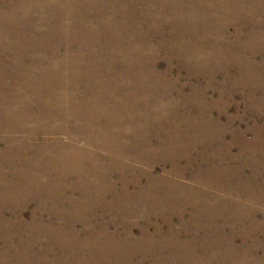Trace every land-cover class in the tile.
Returning <instances> with one entry per match:
<instances>
[{
	"label": "bare ground",
	"instance_id": "bare-ground-1",
	"mask_svg": "<svg viewBox=\"0 0 264 264\" xmlns=\"http://www.w3.org/2000/svg\"><path fill=\"white\" fill-rule=\"evenodd\" d=\"M248 6L250 7L247 8ZM263 6L264 0H0V189L14 193L1 194L0 220L4 217L5 210L14 212L12 217L15 219H23L20 212L22 213L30 200L39 201L36 209L50 204L52 209H57L54 210V218L60 217L69 221L95 218L96 207L107 209L109 206L102 199L107 193L113 197V203L119 204L123 197H134L148 205L152 203L151 197H154L150 191L155 186L151 178L154 176V165L143 166L140 156H160L159 160L166 158L170 161L184 158L189 164L191 152L197 148L202 155V161L209 163L203 153L204 150L212 149V138L218 139L222 148L227 150L229 144L223 141L225 129L222 127V130L214 131L217 128H211L210 119L205 121L196 117L192 124H188L192 130L191 134L170 125V130L163 131L162 136V131H157L156 123L172 124L182 121L169 114L168 117L158 116L157 111H173L179 107L178 103H172L175 98L168 96L173 83L169 76L174 77L173 62L208 77H214L219 72L228 73L232 69L236 72L232 85L260 89L264 84L261 80L264 79V59L257 63L253 61L252 56L257 52L264 53V27L254 23L243 40L239 38V34L245 22L255 21L251 19L253 13L248 10L259 7L260 14L264 16ZM229 24L235 28V36L239 42L235 50L225 46L219 54L214 52V46L213 49L205 47L207 44L199 43V39H196L198 29L217 31L222 38L227 33ZM162 51L164 57H158ZM242 52H247L249 56H242ZM160 58L166 59L167 62L163 71L158 68ZM119 82H123L124 86ZM195 92L201 94L203 91L197 88ZM21 96L35 98V102L19 103L18 97ZM44 96L52 98L46 101ZM120 96H123L122 100L117 99ZM249 101L252 106L257 103L256 108L264 111L263 98ZM179 102H190V99L183 96ZM38 131H43L45 136L35 145L30 138L36 139ZM254 134L261 138L264 136V130L259 128ZM24 137L26 140L18 143ZM182 137L190 140L182 141ZM84 139L88 140L87 145L79 147L77 143ZM154 140L159 152L149 148ZM239 141L243 153L250 145L242 137ZM139 149L142 154L131 152ZM225 154L232 161L237 159V156L229 155L228 151ZM247 158L254 163L249 155ZM259 162L255 161L256 164H260ZM218 165L212 164L213 170L209 169L207 173L226 176V181H231L230 184H223L222 190L225 193L232 195L233 192L237 194L239 191L248 190V197L254 198L255 191L252 190V180L249 178L254 181L260 171L264 170V164L256 170V175L248 176L249 178L242 177L240 167L229 169L224 166L223 169ZM197 169L192 182L196 180L195 183L207 187L200 179L207 174L203 165L199 164ZM177 170L174 168L170 173L173 175ZM114 172L127 173L132 178L121 179L120 183L115 180L111 182L107 175ZM170 173L163 171L158 175L165 179L167 177L163 185L169 191L177 185L170 180ZM36 174L43 178L50 174L61 177L65 174L75 175L79 182L74 188L85 193L73 200L65 199L60 197L61 193L54 194L51 191L59 190V185H62L60 180L50 177L36 181ZM90 176H93L97 183L93 189L92 183L87 180ZM141 177L147 178L145 184L141 183ZM187 185H183L186 191L190 188ZM40 187H46L43 194L37 193ZM260 189L261 191H258L264 196V184ZM90 190L97 193L96 198L85 196ZM204 190L187 191L186 200L197 205V196L202 193L206 196ZM21 191L23 194H20ZM210 199L216 206L230 204L229 200L217 199L213 195ZM66 200L67 203L64 202ZM236 212L237 208L222 219H225V223L232 219L233 224H243L245 219L236 215L246 214ZM201 214L203 218L210 217L209 221L200 223L201 226L205 225L208 230L214 229L217 239H212L211 232L208 231L209 238L202 237L203 240H200L196 235L190 234V237L183 238L187 242H183L179 240L181 232L175 231L157 239L158 241L155 237L154 241L153 238L145 237L132 239L128 242L129 252L144 254L168 248L170 253L188 257H191L195 250L203 254L232 256L258 253V245L249 244L247 241L236 243L235 238H228L223 231L224 226L222 227L221 222L218 223L220 215L213 212ZM30 218H37L34 211L31 212ZM192 223L195 227L198 225L197 221ZM258 223L257 220L251 221L247 226L252 230L258 228ZM38 228L39 232H50L57 246L63 243L62 246L68 255L79 252L74 249L78 243L74 236L66 237L65 232L58 228ZM143 231L150 235L159 233L158 229L152 231L146 228L140 229L139 233H144ZM241 231L247 233L249 230L243 228ZM15 234L19 233L13 235ZM1 235L6 238V234L0 233ZM173 236L179 241H173ZM101 242H104L103 238ZM95 250L100 253L113 252L104 248L102 251ZM81 260L62 262H87L84 261L87 259L82 260L84 262ZM190 260V264H195L193 259ZM208 262L209 260H202L199 264H209ZM41 263L46 264L45 259ZM0 264L33 263L22 256L13 258L10 255H0ZM157 264H163V261ZM251 264H263V260H255Z\"/></svg>",
	"mask_w": 264,
	"mask_h": 264
},
{
	"label": "rangeland",
	"instance_id": "rangeland-1",
	"mask_svg": "<svg viewBox=\"0 0 264 264\" xmlns=\"http://www.w3.org/2000/svg\"><path fill=\"white\" fill-rule=\"evenodd\" d=\"M202 1L207 2L208 0H202ZM249 7L250 6H248L247 8ZM248 11L253 13V17H251V19H255V21L245 22L243 24L241 33L239 34V38L241 40L244 39L249 29L253 27L254 23L262 24L264 27V16L260 14L261 8L259 7L252 8ZM241 18L244 19L243 17ZM205 32L207 33L209 32L210 35ZM226 32L227 33L223 35L222 38H220V35L217 33V31H213V30L207 31L206 29L204 30L198 29L196 39L197 40L199 39L198 40L199 43L202 42V43L207 44L205 47L213 49V46H214L215 47L213 49L214 52H217L219 54H220V51L225 49V46L227 47V49H233V50L237 49L239 42L237 41V37L235 36V28L231 24H229L227 26ZM208 37L209 38L211 37V38L209 39ZM145 53L147 54L146 50H145ZM159 54L160 55L158 57L160 56L164 57L163 51L160 52ZM66 55H68V52H66ZM241 55L244 57L249 56L247 52H242ZM252 59L253 61L258 63L264 59V53L257 52L252 56ZM262 62L264 63V60ZM158 63L157 64L159 65L158 67L159 70L163 71V68L167 64L166 59L160 58L158 60ZM172 66H173L172 75H174V77L169 76L170 81H173V83L170 88V92L168 93V96L172 97L171 99L175 98V100H173L172 103L173 104L178 103L179 107L173 111H168V110L166 112L162 110L157 111V115L158 116L164 115L165 117H168V114H169L170 116L179 118L182 122L181 123L174 122L172 124L156 123L157 131L159 133L162 131L161 134L162 136H164L163 131L168 132L170 130L169 129L170 127H176V129L183 130V132H185L186 134H191L190 132H192V130H190V127L188 124H192L193 120L196 117L198 118L200 117L202 120H205V121L210 119L209 120L210 124L212 123L211 128H217L216 130L214 129V131L222 130V127L223 129H225V132L223 134V141L229 144L227 150L222 148V145L220 144V141H218V139L212 138V141H211L212 149L204 150V153H203V156L208 158L209 163H205L202 161V155L199 153V150L197 148L191 152L192 155H191V161L189 162V164L187 162V159H184V158H181L175 161H170V160H166V158L159 160L160 156H156L158 159L155 156L153 158L152 157L146 158V156L145 157L140 156V161L143 166L152 165V164L154 165L153 167L154 176L151 178L155 182L154 183L155 186L154 188L150 189L151 194H154V197H151L152 203L150 201L149 203L151 204H148V205L147 204L144 205L143 203L137 201L138 199L134 197L132 198L123 197V200L121 202L119 201V204L115 202L113 203L111 202L113 197L107 193L105 196H102V199L104 200V203L107 202V204L109 205V206L107 205L108 208L105 209L104 207L103 208L96 207L94 212L97 215L99 214V216L96 215V217L95 218L93 217L92 219H76V220L69 221V220H65L60 217L54 218L53 214H56L54 210L57 211V209L55 208L52 209L53 206H51L50 204H48L47 206L43 208L36 209L37 203L39 201L36 202L35 200H30L26 208L22 211V213L20 212L23 218L21 220L15 219L14 217H12L13 215L12 213L14 212L10 210H5L3 214L4 217H2L0 220L1 221L0 222V233L4 235L6 234V238L5 237L3 238L2 235L0 236L1 237L0 255H10V257L12 256L13 258L22 256L28 259L29 262H32L33 264H40V262L43 259H45L46 264H57V263L66 264L65 262H62V261L63 260L70 261L72 259L75 261H80L81 259L82 260L87 259V260H84V261H87L84 264H93L91 261H97L98 262L97 264H157V263H162V261H163V264H190V261H191L190 259H193L195 264H199V261H202V260L204 261L209 260L208 262L209 264H221V263L223 264H251L252 261L262 259L263 264H264V259H263L264 258V238H263L264 237V196L263 195L261 196V193L259 192L261 191L260 188L264 184V170L260 171L258 176L254 178V181L252 178L248 177V176L256 175L257 174L256 170H259L258 169L259 166L264 164L263 162L264 160V136L261 138H257L256 134H254L258 131L259 128L264 130V111L259 108H256L258 105L257 103L254 102L255 105L252 106V104L249 101L251 99L253 100L256 99L257 101L258 99H262V98L264 99V89L262 90V88H264V84L262 85L260 89L259 87L256 88V87H249V86L247 87L237 86V85L234 86L232 85V83H233V79L235 78L236 72L233 71L232 69L228 73L219 72L214 77H208L206 75H202V74L200 75L199 73L196 74L197 72H195L194 70L190 69L187 66H180L178 64L176 65V62H173ZM237 76L239 75L237 74ZM261 80L264 81V79H261ZM119 84L123 85L124 83L119 82ZM197 88L198 90L201 89V92L203 91L201 93L202 95L195 94L196 93L195 90ZM181 95L188 97L190 99V102H179L180 99L183 97V96L181 97ZM21 97H18L19 103H21L22 101L35 102L34 101L35 98L30 99L31 98L30 96H21ZM43 98L44 100L48 101L52 97L44 96ZM122 98L123 96L117 97V99L119 100H122ZM196 99L198 102L196 101ZM15 100L17 102V97L15 98ZM205 103H208V104H205ZM210 105L212 108L210 107ZM208 109L210 112L207 111ZM215 122L216 124H214ZM173 124H176V125H173ZM122 127L124 128L125 126L122 125ZM36 134H37L36 135L37 138L36 139L30 138V140L32 144L38 145L39 141L41 142L43 140L45 134L43 131H38L36 132ZM238 135H240V137ZM241 137L244 139L245 142H248L247 144H249L250 145L249 147L251 148L250 149L249 147H247L246 151H244L243 153H241L242 145L240 144L241 142L239 141ZM180 139H182V141L190 140V139L183 138V137ZM25 140L26 139L24 137L23 140L18 141V143L24 142ZM232 140H234L235 142ZM152 142L153 144L156 143L155 140ZM87 143H88V140L84 139V141L80 140V142H78L77 145L79 147H82V146L87 145ZM153 144H151L149 148H153L154 150H156V152H159V150L157 149L158 147H156L157 144H154V145ZM217 148H218V151H217ZM224 150L225 152L228 151V154L231 155L232 157L237 156L238 160L237 159H235L236 161L230 160L228 158V155L225 154ZM131 152L142 154L141 149L136 150V151L132 150ZM248 155L250 158L254 160V163L251 162L249 158H247ZM243 156L245 157L243 158ZM257 160L260 161L259 162L260 164L255 163V161ZM156 161H158V163ZM175 162L179 164L177 165ZM199 164L203 165V170H205L206 173H207V170L209 169L213 170L214 166H212V164H216V165L220 164L218 166H221L223 169H224V166L226 168L229 167V169L230 168L231 169L241 168L242 177H247L252 180L251 181L252 190L255 191L254 198L250 199L248 197V192H247L248 190L239 191L237 192L238 195L233 191H232L233 192L232 195L225 193L224 190H222V188H224L223 184L225 182L230 184L231 181L230 182L226 181L227 179L226 176L225 177L218 176L215 173H207L208 175L205 174L203 175L202 178H200L203 180L204 183H206L207 187L210 185L208 189L207 187H204V185L201 186L198 183H195L196 180L192 182L193 177L198 170L197 168ZM174 168L178 169L176 171L178 174L174 172L172 175L170 171L173 172ZM163 171H165L166 174L170 173L169 174L170 180L177 184L171 191L167 190V188L164 186L165 181L167 180V177L165 179L163 177L158 176L162 174ZM145 172H149V171H145ZM35 176H36L35 178L36 181H41L42 179L46 180V178L48 179L50 177H53L54 180H58V181L60 180V183L62 185H59L60 186L59 188L54 187V188H58L59 190L56 189V190H51V191H53L54 194L61 193L60 197H63L65 199L73 200V199L78 198L81 194L85 193V192H80L81 190L79 191L77 188H74L77 186L76 183L79 182V178L75 175L65 174V176L61 177V176H54L50 174L49 176L48 175L46 177L44 176V178L43 176L38 175V174L34 175V177ZM107 177L111 182L115 180L117 183H120L121 179H124V178L131 179L132 178L130 174H127V173L124 174L123 172L122 173L114 172L113 174L107 175ZM175 179H178V181H175ZM87 180L90 183H92L93 186L92 185L91 186L93 189L95 187V184H97L93 176L88 177ZM141 180H142L141 183L145 184L147 181V178L141 177ZM192 183H194V185H192ZM183 185H187L190 187L188 188L189 190L187 189V191L194 190L193 192H195L197 190L207 189V190H204V192L206 193V196L203 193L197 196L198 198V201H197L198 203H196L197 205H195V202H192V201H191L192 203L188 202L186 200L187 199L186 193L188 192L184 190ZM27 189L29 190V188ZM44 189L40 187L37 193L43 194L45 191ZM8 193L10 195L14 194L12 191L6 192L2 188L0 189V196L1 194H8ZM20 194H23L22 191L20 192ZM211 195H213L217 199L229 200L230 204H223V205L216 206L215 204H213V201L210 199ZM85 196L87 198L94 199L97 197V193L94 190H90L87 194H85ZM64 202L67 203V200ZM234 202L237 204H235ZM235 208L238 209V212L236 213L241 214L243 212L242 213L243 215L246 214V216L235 214L236 217L244 218L245 222L243 224L238 225V224H233L232 219H229L227 223H225V219H222V218L230 214V212H232ZM32 211H34L37 216V218H34L33 220H31L30 218ZM204 212H207V214H211L213 212V213H217V215H220L221 217L219 216L218 218L219 221L218 220L217 221L218 223L221 222L222 227L224 226L223 231L226 232L225 234L228 236V238L232 240L235 238L234 240L236 243L238 242L240 243L241 241L243 242L247 241V243L249 244H256L259 246L258 253H255V254L245 253L242 256H239V255L232 256L231 254L230 255L229 254H226V255L216 254V253L203 254L200 251L195 250L192 253V256L188 257L183 254L178 255V254H173L172 252L170 253L169 250H167L168 248H165L162 251L160 250V252L158 251V249H156L154 251H151V253H144V254H142V252L141 253L140 252L138 253L129 252L130 250L128 249V242L132 239L139 238V237H145L146 239L153 238L152 239L153 241L155 239L156 241H158L157 239H160V238L162 239L169 233H172L175 231L181 232V235H180L181 238L179 237L180 239L179 238L178 239L180 241L183 240V242H187V240L183 238L190 237V234L192 236L196 235L195 237H197L200 240H203L202 237L209 238L208 235L210 234L212 236L211 237L212 239H217L216 232L214 229L211 228V230H208L209 228L205 227V225L201 226L200 224V223L207 222L210 220V217H206V216L204 218L202 217L201 213H204ZM255 220L259 222L258 228L256 227L251 230L250 226H247V225H249L251 221L255 222ZM195 221L198 222V225L196 227L192 223ZM185 223L187 224V226ZM41 226L43 229H47V228L57 229L58 228L59 230L65 232L64 235L66 237H69V235L74 236L76 242H78L77 243L78 245L76 244L74 246V249L75 250L77 249V251L79 252L74 254L75 256L68 255L67 251L62 246L63 243L59 242L62 245L60 244L61 246H57L55 240L52 238L53 236L51 237L50 232H39L38 231L39 229L38 227L41 228ZM229 227H232V228L229 229ZM242 227L244 229L247 228L249 231L247 233L242 232L241 231L243 229ZM42 228L41 230H43ZM144 228H146L147 230H152V231H154L155 229H158L159 233H154L153 235H150V233H147L144 231H143L144 233H139V230L140 229L143 230ZM208 231H210L211 233ZM252 231L254 234H252ZM14 233H19V234L13 235ZM47 233H50V235ZM246 234L247 236L245 237ZM101 238H103L104 242L100 243ZM171 239L173 241H179L174 236L171 237ZM60 240L61 239H57V241H60ZM102 248L108 249V250L111 249L113 252L106 253L105 251H103L100 253L99 250H95V249H100L102 251ZM115 250L116 252L114 253ZM73 256L76 257V259Z\"/></svg>",
	"mask_w": 264,
	"mask_h": 264
}]
</instances>
